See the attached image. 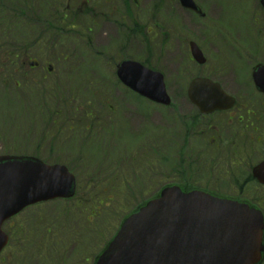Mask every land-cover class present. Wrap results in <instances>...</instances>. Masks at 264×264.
<instances>
[{
  "label": "rangeland",
  "instance_id": "obj_1",
  "mask_svg": "<svg viewBox=\"0 0 264 264\" xmlns=\"http://www.w3.org/2000/svg\"><path fill=\"white\" fill-rule=\"evenodd\" d=\"M237 1L238 6H235L234 10H238L241 6L246 9L244 10L245 12L248 11V8L251 12L252 2L255 3V0ZM66 2L77 7L80 5V0H67ZM153 2L154 0H144L142 6L145 7L146 11H149ZM197 2L205 11L209 7L213 20L216 18L217 11L219 12V17L224 18L225 15L220 9H213L210 0H197ZM118 4L121 6V3ZM6 7L5 12L0 13V26L3 25L2 20L4 17H12V13L17 10V7L9 1H6ZM177 7V2L172 0L171 4H166L164 11L167 26L172 28L173 24L177 23L173 38L179 36L183 40H198L211 58H222L217 72L220 70L226 71L229 81L228 89L231 93L235 94L236 92L238 95L239 92L246 90L244 93L254 94L250 88H243L240 91L236 88V85L240 83L239 80L243 79V77L234 70V67L236 68L235 65L239 64L240 58L232 50L234 48L233 44L229 46L228 51L225 49L224 54V43L220 42L217 37L209 35L211 32L207 28L210 22L201 21L198 18L196 19L198 22L196 24L197 27L194 29V25L188 22V17L183 15L185 13L180 11V7L179 10H176ZM40 9L41 6L35 10ZM172 11L174 13L171 19L168 13ZM232 12L230 11L231 15L237 20L234 19L236 24L230 22L232 21L230 17L228 20H223L230 22L231 32L235 31V39L239 37L237 33H241L242 29L238 26L244 25V34L241 35L239 42L247 47L243 51L244 58H246L250 68H252L257 62L258 54L257 42H255V28L254 33H251L252 38L249 36L244 38L246 32H248L247 25L250 27V31H253L251 13L249 11L246 14L245 12L243 14L241 12ZM169 31L171 32L172 30ZM153 36L158 38L152 40L154 55L158 57L161 51V46H158L160 40L157 35H151L150 38ZM64 37V50L61 56H59L60 52L49 49V52L39 50V53H34V56L29 58V61L41 62V67L37 70H29L30 68H28V71L25 72L26 77L19 79L22 83L24 82L22 88L17 90L13 85L6 88L0 85V155H33L42 160L44 159L48 163L67 164L73 173L77 175L79 185H82V187L78 190L79 198L75 201L68 204V206L63 205L64 203L61 201L45 203L44 205L27 209L14 220L16 230L31 235L34 241L47 240L50 243V249L47 251L46 257L53 259L54 254L60 251L63 254L64 264H75L78 258L75 252L79 245L84 242L88 244L93 242L92 251L96 253L99 247L101 248L105 244L102 239L106 238L105 241L107 242L114 236L119 229V224L128 213L158 193L163 186L155 187L157 185V182L154 181L155 176L162 177L160 181L163 184L171 180L170 177L172 175L166 178V166L163 165L161 168L156 166L154 171L143 173L146 176L141 177V180H144L145 183L136 182V171L130 168L131 165L126 166L128 164L125 160L124 150L122 149L123 154L120 155L121 149L115 147L117 146L116 143L121 140L120 132L124 131L122 137L125 138L127 144L134 146L130 154L136 155L138 158L145 157L146 152L143 151L142 145L139 146V149L135 148L137 137H134L129 130L121 129V126H119L126 121L134 130L150 129L146 132L144 138H140L142 143L153 137L151 136V130L155 132V127L157 126V135L159 137L156 140L159 141L162 148L168 147V139L170 138L168 134L169 124L164 119L169 115V110L162 108L163 114H161L158 112V107L152 106L155 108L152 111L148 107L150 104L138 102L124 88L119 86L115 89L113 86V83L116 82L114 67H111V65L105 68L102 67L101 61L95 55L90 56V58L86 57L87 53L82 55L86 50L84 42L80 48V54V49L77 47L81 45L82 39L79 36H75L73 39L66 35ZM66 38L68 40L72 39V41L68 43ZM157 40L156 47L154 42ZM141 45L146 47L143 39L135 38V47L130 54L144 60L146 59V50ZM183 48L185 49V46ZM71 53H74V55L72 56ZM65 57H67V61L64 60ZM28 63L30 66L31 63ZM179 63L181 62L179 61ZM51 64L54 66V70L53 74L49 76L47 69ZM159 68L166 71L167 88L173 98V102L177 101L180 103L179 100L182 99L187 101L185 86L190 83L192 75L188 72L180 74L179 69L181 67L178 65L175 68H166V66H159ZM215 70L213 66H210L208 69L201 70L198 73L202 72L204 75L220 78ZM48 90L53 93L59 91L60 96L58 94L50 95ZM44 102H47L46 106L43 105ZM78 106H84L85 111L92 107L94 114H100V116L104 117V122L107 125L113 124L118 140L116 139L107 146L108 149L113 150V153L116 154L113 163L108 162L104 167L100 168L91 166L94 154L91 150L92 142L89 143V141L92 140L87 141L84 134L83 136L80 135L82 128L77 121L80 118L77 117L75 110ZM58 110L62 113L61 119L51 113ZM80 120L85 122L83 117ZM54 121H57V123L54 124ZM107 130H109L108 127ZM160 138L163 139L160 141ZM153 142L147 143V146L152 147ZM112 172L117 173L112 176L114 178L112 182L106 186H100L101 184L99 183L105 181ZM102 200H106L105 204L107 205H104ZM99 202H102L100 206L107 208L104 209L99 218L95 217L88 220L87 217L90 214L88 211L95 205L98 206ZM86 209L88 210L87 212ZM46 226L53 227L52 229L55 228L56 230L52 231H56V234L60 233L63 236V238L58 240H65L66 238L68 243L62 244L63 246L56 245V240L54 241L47 236ZM86 226L92 227L86 228ZM101 241H103V244L99 245ZM78 264H89L87 253L80 257Z\"/></svg>",
  "mask_w": 264,
  "mask_h": 264
},
{
  "label": "water",
  "instance_id": "obj_2",
  "mask_svg": "<svg viewBox=\"0 0 264 264\" xmlns=\"http://www.w3.org/2000/svg\"><path fill=\"white\" fill-rule=\"evenodd\" d=\"M181 2L186 8L197 9L193 0ZM192 53L200 63L205 62L197 44H192ZM133 70L141 71L133 75ZM119 74L129 88L153 101L169 102L160 73L129 62ZM253 76L256 86L263 88L258 70ZM189 90L191 100L198 104L206 100L214 108L224 107L221 99L225 100L226 95L210 80L198 79ZM74 191L75 178L61 165L51 167L36 159L0 157V252L7 245L2 231L5 221L27 206L72 197ZM262 223L261 217L238 203L169 187L125 221L98 263L255 264L260 259Z\"/></svg>",
  "mask_w": 264,
  "mask_h": 264
},
{
  "label": "flooded vegetation",
  "instance_id": "obj_3",
  "mask_svg": "<svg viewBox=\"0 0 264 264\" xmlns=\"http://www.w3.org/2000/svg\"><path fill=\"white\" fill-rule=\"evenodd\" d=\"M115 1L107 0V3L114 4ZM117 1L126 3V0ZM90 3L92 0H85L84 7L78 9L79 13H86L90 9ZM256 4L258 8L255 18L258 42L257 64L264 67V10L260 6L259 0H256ZM162 7L158 9L159 24L156 25L161 36L160 42H158V46H161L160 55L156 57L153 54L154 48L152 50L153 46L148 45L149 41L143 42L146 47L141 45L146 50V59H142L146 67L159 69L165 75H167L166 71H163L159 66L175 68L178 65L181 67L180 74L188 72L190 75H196L198 70L207 69L209 66H213L217 72L218 65L215 58L210 57L207 66H199L188 51L191 41H183L179 36L173 38L177 23L173 24L172 28L167 26ZM134 11L132 9H114V13L122 19L120 25L133 21L135 12L142 11V9ZM93 13L97 15L100 12L96 7H93ZM184 13L189 20L194 22L198 16L196 12L187 10H184ZM129 27L131 29V26ZM151 31L152 34L156 33L153 32L154 28H151ZM132 39L133 37L124 43L127 52L134 50V40ZM243 67L246 68L243 64L242 67H234L235 72L243 77L239 80L240 83H235L237 84L236 88L238 91L250 88L254 94L244 93L246 90L239 92L238 95L236 92L235 94L231 93L228 89L229 81L225 70L217 72L220 78L209 75L236 99L233 111L205 115L191 101L183 99L179 100L180 103L172 101L173 104L168 107L171 181L173 185H193L224 198L239 200L261 211L264 215V185L254 177L255 168L264 161V93L255 89L251 74L249 76L248 69L245 70ZM157 159L160 161L158 167L161 168L160 154ZM157 177L160 176H155L156 187L162 186L161 177ZM22 252L23 250L18 246H10L9 250L2 255L0 264H43L42 259L22 258ZM262 256L261 264H264V250ZM44 261V264H54L47 259Z\"/></svg>",
  "mask_w": 264,
  "mask_h": 264
},
{
  "label": "trees",
  "instance_id": "obj_4",
  "mask_svg": "<svg viewBox=\"0 0 264 264\" xmlns=\"http://www.w3.org/2000/svg\"><path fill=\"white\" fill-rule=\"evenodd\" d=\"M49 27H52V24H49ZM8 30H9V29H8ZM8 35H9V39H10V41H13V39H14V38H13V32H12L11 30H9V34H8ZM8 45L14 47L15 44L8 43ZM8 67L11 68V66H9V65H8Z\"/></svg>",
  "mask_w": 264,
  "mask_h": 264
}]
</instances>
